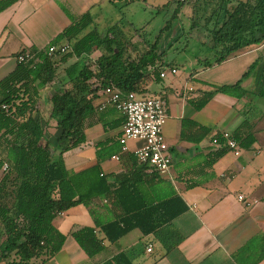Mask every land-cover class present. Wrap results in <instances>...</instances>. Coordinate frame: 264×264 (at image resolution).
<instances>
[{"label":"crops","instance_id":"crops-1","mask_svg":"<svg viewBox=\"0 0 264 264\" xmlns=\"http://www.w3.org/2000/svg\"><path fill=\"white\" fill-rule=\"evenodd\" d=\"M105 3L110 4L108 0H19L0 12V81L15 70L16 56L22 51L46 49L70 25V17L89 13L94 20ZM256 61V68L242 78ZM206 68L211 69L191 68L183 74L171 65L159 71L165 73L164 78L146 84L147 94L162 100L167 115L162 134L171 164L160 176L137 163L133 151L140 142L130 141L127 150L121 151L118 138L124 117L105 104L102 90L97 92L94 106L98 110L86 123L84 142L62 158L65 167L75 173L97 166L108 191L92 199V215L78 205L56 216L52 224L65 240L42 264H105L118 254L132 264H264V98L259 96L264 45L250 46ZM211 70H217L213 78L206 76ZM238 81L245 93L242 97L215 93L196 108L214 86ZM60 88L52 83L39 90L47 105L41 106L44 112L49 110L46 100ZM244 121V130L255 141L245 149L236 143V155L226 147L222 134L232 136ZM49 122L45 131L53 143L58 130ZM217 136L224 141L220 143ZM221 149L224 152L217 157ZM238 196L251 205L246 207ZM165 202L183 208L166 226L182 238L168 252L154 234L143 235L134 229L115 242L104 241V249L89 258L70 234L76 228L95 227L96 222L106 224L135 213L131 208ZM0 264L5 263L0 260Z\"/></svg>","mask_w":264,"mask_h":264},{"label":"trees","instance_id":"trees-1","mask_svg":"<svg viewBox=\"0 0 264 264\" xmlns=\"http://www.w3.org/2000/svg\"><path fill=\"white\" fill-rule=\"evenodd\" d=\"M18 1L0 0V12ZM140 1L109 0L119 10ZM165 9H172L171 16L152 43L136 28L131 31L138 40L129 38L121 20L100 31L94 25L82 34L94 24L91 14L70 17V25L49 44L64 41L70 47L67 53L48 55L47 47L30 50L33 59L17 64L0 81V232L5 236L0 242V260L5 264H42L60 250L65 240L52 224L56 216L78 205L92 215L91 201L107 193L106 182L98 177L97 166L75 173L65 167L62 156L84 142L86 123L98 110L94 106L98 91L111 86L124 94L149 96L146 84L157 82L162 68L176 65L164 60L166 52L158 45L183 9H188L191 31L204 38L200 45L206 49V57L200 64L205 68L250 46L264 45V0H170L157 7V12ZM69 58H74V63L55 81L57 67ZM257 64L252 63L242 78ZM262 73L259 96L264 98V69ZM52 83L61 88L46 100L49 110L44 112L39 90ZM215 93L237 98L245 94L240 81L214 86L196 108L204 106ZM49 121L58 130L53 143L45 131ZM246 126L244 121L231 136L244 149L255 141L253 134L244 130ZM217 140L224 141L221 136ZM223 152L221 149L216 156ZM172 205L165 202L131 208L135 213L106 224L96 222L95 227L76 228L70 234L89 258L104 249V241L115 242L134 229L143 235L154 234L168 252L182 239L166 228L183 210ZM105 264L132 263L118 254Z\"/></svg>","mask_w":264,"mask_h":264},{"label":"rangeland","instance_id":"rangeland-1","mask_svg":"<svg viewBox=\"0 0 264 264\" xmlns=\"http://www.w3.org/2000/svg\"><path fill=\"white\" fill-rule=\"evenodd\" d=\"M168 1L170 0H143L132 3L121 10L111 4L105 3L98 11L99 17H94V24L89 25L82 34L92 30L94 25H96L97 30L100 31L101 29L121 20L124 32L129 38L133 37L131 30L136 28L140 29V34L146 36V39L152 43L171 16L172 9H165L164 11L157 12V7H161ZM182 12L183 13L173 21L170 30L165 34H162L159 40L158 46L160 51L166 52L164 60L167 63H175L183 74L188 73L191 68L199 71H209L211 68L207 69L200 64V62L202 63V60L206 57V49L200 45V41H204V38L201 33L195 34L194 31H191L190 20L187 16L188 9H183ZM129 24H131V26ZM132 39L135 41L138 40L137 37H133ZM96 56V54L91 56V61H94ZM74 61V58H69L65 66H69ZM63 65L57 67L55 81L61 78L65 67ZM216 71L217 70H211L210 72H207L206 76L210 75V77L213 78ZM50 90H47V92ZM43 93H46V91ZM40 102H43L44 105L42 99H40ZM4 238L5 236L0 232V242L3 241ZM38 260L35 262H38Z\"/></svg>","mask_w":264,"mask_h":264},{"label":"built area","instance_id":"built-area-1","mask_svg":"<svg viewBox=\"0 0 264 264\" xmlns=\"http://www.w3.org/2000/svg\"><path fill=\"white\" fill-rule=\"evenodd\" d=\"M69 50L68 44L49 45L47 47L48 55L65 54ZM32 59L33 55L29 52L16 56L18 64ZM169 72L174 74L176 71L170 69ZM159 77L164 78L165 73L160 72ZM102 92L106 95L105 104L113 107L124 117L118 138L121 151L127 150V144L130 141L140 142L141 146L133 151L137 163L148 167L149 171L159 176L166 174L171 164V157L168 153V145L162 134V129L167 119L162 100L156 96H139L132 92L124 94L111 86L104 88ZM102 107L104 105L100 108ZM222 137L226 142V147L237 155V145L230 134L224 132ZM213 144L218 145L216 139L213 140ZM237 199L246 207L251 205L242 196H238ZM146 251L150 252L151 248L148 247Z\"/></svg>","mask_w":264,"mask_h":264}]
</instances>
